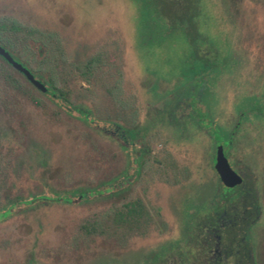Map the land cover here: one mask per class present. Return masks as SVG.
Returning a JSON list of instances; mask_svg holds the SVG:
<instances>
[{"label": "rangeland", "instance_id": "obj_1", "mask_svg": "<svg viewBox=\"0 0 264 264\" xmlns=\"http://www.w3.org/2000/svg\"><path fill=\"white\" fill-rule=\"evenodd\" d=\"M155 1L0 0V22L27 30L14 51L56 82L42 92L0 63V186L24 198L0 210V264H148L184 250L190 215L236 191L219 187L221 143L196 109L237 127L230 159L264 209V118L247 108L264 92V0H200L194 41ZM134 201L144 216L120 220Z\"/></svg>", "mask_w": 264, "mask_h": 264}, {"label": "trees", "instance_id": "obj_2", "mask_svg": "<svg viewBox=\"0 0 264 264\" xmlns=\"http://www.w3.org/2000/svg\"><path fill=\"white\" fill-rule=\"evenodd\" d=\"M155 8L162 16H166V19L169 23H179L182 25L183 29L185 30L186 34L189 38H191L192 41L200 38L202 35L200 34L198 23H197V17L200 13V0H156L155 2ZM23 33L27 32V30L16 20L13 19H6L0 22V44L5 47L18 61H21L22 64L25 67H29V64L27 61L21 60V58L18 56V54L14 51V44L13 40L16 37V34L19 32ZM27 34V33H26ZM27 36V35H26ZM195 59L194 61H198V63L202 62V59L204 58L203 55L196 54L194 55ZM0 63H6L8 66H10L12 69V65H10L2 56H0ZM203 68L196 71L195 74L192 75L191 79H194L195 76L201 74V72H204V66ZM17 74H19L21 77H23L26 81L27 78L16 69L14 70ZM31 71L38 77L40 80L43 78V74L40 71H36L31 69ZM4 80H6L9 84H17L16 77L13 74H9L8 76L3 77ZM48 86L50 85L53 89H56V82L54 80L53 75L46 77ZM27 83L33 87V84L31 82L27 81ZM46 85V86H47ZM193 87L196 88L197 85L193 82ZM201 86H204V82H201L199 84ZM47 86V87H48ZM49 86V87H50ZM200 86V87H201ZM48 87V88H49ZM192 87V88H193ZM49 90V89H48ZM59 95L65 99V92L63 90L58 89ZM187 94H192L191 89L186 90ZM203 94L201 95V99L203 102L206 103L208 106V109L210 110V91H208V87H206L205 91L203 90ZM53 94L56 95V91L53 90ZM66 100V99H65ZM248 100H245L247 102ZM37 102V101H36ZM38 103V102H37ZM250 111L255 112L260 117L264 118V93H262L261 97H256L254 102L247 107ZM198 113V123L201 124V126L208 128V132L214 141L215 144L221 143L224 145L225 153L229 158H232V148H233V140H234V132H236L237 127L233 129V133H226L222 129H220L218 126H214L213 123L209 120L211 118L210 113L203 114L201 113L200 109H196ZM246 109H243L240 111L242 118L244 119L247 115ZM204 121H207L205 123ZM239 126V125H238ZM138 136V133L136 131H126V139H136ZM231 163L233 164V161L230 159ZM234 165V164H233ZM3 168L0 165V181L3 180ZM252 185L249 184V181L244 180V185L240 186L236 193H231L224 195L222 192H220V195H218L220 198L225 199H232L235 197L239 198H250V197H256V187H254L253 181H251ZM219 186L221 187V184L219 183ZM5 195V197L9 198V202L3 205V203H0V210H5V212H9V209L19 202H22L24 200L23 196L16 195L12 196V191L10 188L4 189L0 186V200L2 196ZM218 203L215 202L213 205L212 212H208L205 215H199V213L195 216L190 215V221L189 225L186 228L187 231V244L182 248H176L178 244H175L174 247L167 252H159L155 253L151 258L147 259L149 262L148 264H155L157 262H169V261H175L178 263L183 264H198L199 262L204 260V257L206 254H209V249L213 247L214 238L212 236V233L214 232L213 227L216 226V221L218 217V213H223L224 210H220L218 208ZM126 211L119 213V219L127 222H137L141 217L144 216L145 212L143 211V207L140 204L139 201H134L126 204ZM188 208V207H187ZM186 214H188L187 211H185ZM187 216V215H186ZM208 229V231H207ZM207 232V233H206ZM207 238V244L204 242V238ZM175 249L181 250L176 255H171V253H175Z\"/></svg>", "mask_w": 264, "mask_h": 264}, {"label": "flooded vegetation", "instance_id": "obj_3", "mask_svg": "<svg viewBox=\"0 0 264 264\" xmlns=\"http://www.w3.org/2000/svg\"><path fill=\"white\" fill-rule=\"evenodd\" d=\"M48 92L50 91L48 90L46 93ZM118 131H120L119 127ZM121 136L126 139V132L122 130ZM227 158L233 169L243 177V183L229 188L223 185L219 177V183L221 184V187H219L220 189L225 187L237 191L240 186L244 185L245 175L235 168L228 156ZM253 183L255 187V180ZM255 194L256 197L250 198L235 197L227 200L218 197L216 199L215 202L218 203V208L224 210V212L218 213L216 226L213 227L214 232H209L212 233L214 238L213 247L209 249V254L205 255L204 260L198 264H264V228L260 231L263 235L259 239L254 234L257 227H264L261 223L264 217V209L257 188ZM207 238H204L206 244L208 242ZM155 264L183 263L169 261Z\"/></svg>", "mask_w": 264, "mask_h": 264}, {"label": "water", "instance_id": "obj_4", "mask_svg": "<svg viewBox=\"0 0 264 264\" xmlns=\"http://www.w3.org/2000/svg\"><path fill=\"white\" fill-rule=\"evenodd\" d=\"M0 56H2L14 69L21 72L37 89L47 92L48 87L45 83L35 77L33 72L25 67L20 61L0 44ZM215 170L219 174L220 180L224 186L233 188L243 183V177L231 166L224 150L223 144H218L215 157Z\"/></svg>", "mask_w": 264, "mask_h": 264}]
</instances>
